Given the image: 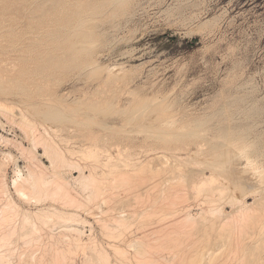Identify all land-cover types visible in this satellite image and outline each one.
Masks as SVG:
<instances>
[{
  "label": "rangeland",
  "instance_id": "obj_1",
  "mask_svg": "<svg viewBox=\"0 0 264 264\" xmlns=\"http://www.w3.org/2000/svg\"><path fill=\"white\" fill-rule=\"evenodd\" d=\"M125 2L119 4L106 0H0V84L10 88L7 95L0 93V101L11 104L15 114L12 118L15 120L11 121L0 111V167L1 171H5L3 173L6 175L5 179L13 199L19 203V207L29 208L33 212L43 207L35 204V201L21 200L11 186L16 175L14 173L19 172L24 177L28 165L22 158L19 147L15 145L20 143L27 149L31 147L30 150L38 157L35 158L37 163L45 166V169L42 168L44 178L54 176V167L48 154L43 152V146L37 144L33 151L30 139L33 129L20 122L19 111L35 123L36 133L43 134L54 145L71 151L74 158L81 162L77 164L81 165L80 169L84 175L87 176L91 171L88 167L91 164L86 162L99 160L100 163H92L98 165L94 171L98 172L96 174L99 176L94 175L98 179L105 176L106 184H111L109 187L113 188H109L107 195L101 197H105L106 202L98 200L102 201V208L97 207L100 205L98 202H95L94 206L87 205V208H93L100 214L95 215L90 210L87 214L85 209H77L76 212L79 213L72 218L75 224L73 229L77 227V230L68 231L67 234L77 237L79 229L82 233L79 237L86 241L87 245L85 250L78 249L76 245L73 247V243L71 246L60 245L59 249L66 252L61 264H150L148 262L151 259L153 262L155 259H162L158 253L159 249L155 248L158 245L155 243V177L144 178L143 181L140 179L143 183L139 184L142 187H138L141 189L138 191V188L134 187L137 184L131 186L125 180L121 182L116 173H130L139 167V164L150 159L152 162L149 161V164L155 168V156L169 157L172 151L162 147L163 143L158 136L163 131L186 128L183 125L188 122L190 123L185 126L191 127L197 120L209 137L219 138L224 132L242 136L255 149L252 159L255 157V161L264 163V0ZM79 13L85 16L86 33L89 35L92 32L85 38L84 46L81 44V31L76 28ZM78 32L79 34H76ZM77 42L79 45H76ZM95 68L98 70H93ZM95 71L96 73H93ZM137 100L141 105L143 100L145 105L141 108L135 107ZM95 105L103 109V112L113 109L114 113H105V118L101 116L104 119L92 117L90 109ZM60 107L64 115H67L61 120L53 121L44 115L55 111L62 113ZM80 107L88 113L82 112ZM78 108L81 110L76 111ZM134 108H137V112ZM123 109L124 115L121 113L124 112ZM128 110H131L130 113ZM106 114H109V117ZM101 119L103 122L105 120L107 125H101ZM179 147H187L189 156L184 154V150L176 149L173 152L179 154L184 163L190 166L205 161L202 159L213 158L207 153V146L202 145L203 150L192 143L179 144ZM85 165H88L87 168ZM201 165L204 166L200 164L197 168H201ZM62 167L61 175L69 181L73 192L82 197V184L74 179L78 178L79 169H70L67 166L69 170H66V166ZM132 167L135 168L131 169ZM101 173H104V176L102 174L103 177L99 178ZM114 175H118L120 180L118 177L116 180ZM151 179L152 183L149 181ZM119 181L124 188L120 187ZM124 181L127 187H134L138 192L133 193L134 197L130 195L131 189L127 191ZM227 181L225 179L226 183ZM263 183L261 185H264ZM235 188L240 192V187ZM119 189L124 191L119 192ZM114 190L119 192L118 196ZM234 192L236 195V190ZM124 193H128L127 196L123 195ZM251 198L253 197L246 200L250 203ZM125 199L131 200L123 203H132L129 204L130 207L123 205L125 210L130 209L128 213L143 212L138 217L136 213L133 214L131 220L134 218V222L123 221L126 223L121 224L117 222L119 219L113 217L117 218L118 209L122 210L123 206L117 210H114V207L122 205L117 201ZM104 204L109 209L105 208ZM100 209H103V212ZM99 215L105 217L104 224L108 226L102 227L98 223ZM127 222L132 223L130 225ZM55 231L54 233H57L58 228ZM142 237L145 238L140 239ZM128 238L130 239L126 240ZM133 239H146L145 243L148 244H144L143 248L148 251L138 247L146 254L138 253L137 246H133L136 245L133 244L136 240ZM14 244L1 246L0 264H42L43 261L47 264L45 260L48 258L49 262L51 259L49 256L44 260L40 258V252L43 253L46 249L41 245ZM34 252L36 259L29 256ZM21 254L27 256L22 258ZM146 260L149 261L146 263Z\"/></svg>",
  "mask_w": 264,
  "mask_h": 264
},
{
  "label": "bare ground",
  "instance_id": "obj_2",
  "mask_svg": "<svg viewBox=\"0 0 264 264\" xmlns=\"http://www.w3.org/2000/svg\"><path fill=\"white\" fill-rule=\"evenodd\" d=\"M106 1L110 3L117 2L119 4L126 3L125 2L126 0H106ZM84 17L85 16H81V14L79 13L77 14V18H76V22H77L76 28L79 29V31H81L80 32L81 33L80 35L82 36L81 44L83 46L85 45L84 43H86L85 38H88V36L92 33L91 31L89 35H88V32L86 33L85 28L87 26H85L86 24L84 23V20H85ZM76 34H79V32ZM72 42L76 43L75 40L74 41L72 40ZM77 43L78 44L76 45H79V42ZM72 45L70 44L71 47ZM74 49H76V47H74ZM95 67H97V65ZM96 69L97 68L93 70H96ZM93 73H96V71ZM9 91H10V88L7 85L0 84V93L7 95ZM142 102L144 103L143 100ZM24 103L26 104V102ZM56 103H57V100H56ZM138 103H135L136 104L135 107L137 108L138 107L141 108L145 105V103L144 104L142 103L143 106L140 103L139 104ZM65 104L66 103H64V105ZM69 105H72V104H69ZM77 105H76V108H77ZM73 106H75V104ZM49 108L50 107H48V109ZM84 108H88V106H85ZM84 108H81L82 110L78 108L76 109V111L81 110L82 112H87L86 109H85L86 111H84ZM140 108L138 110H140ZM45 109L47 110V108ZM59 109H61V107ZM62 110L63 109H61V111ZM90 110H91L92 117H101L105 113H109L110 111H113L112 109L109 112L106 110H104L105 112H103V109H101L97 105L92 106ZM0 111L2 115L4 114V116H7L6 118H10V120L15 116L13 112L14 111L13 106L7 102L0 101ZM118 111L119 110H117V113H119ZM123 111L124 112L121 111V113H123L122 115H124L125 109H123ZM128 111H126V114ZM192 111L193 110H191V112ZM135 112H137V110ZM112 113H114V111ZM19 115H20L19 116L20 122H23L24 124H26L27 128L29 126L30 128L34 130L35 123L31 122L26 117V115H24L20 111H19ZM44 115L46 116V118H49L53 121H59L65 116H67V115H64L63 111L62 113L58 111H55L53 113H47V114L44 113ZM127 115L129 116V114ZM80 116L84 117V120L86 119L85 116H82V115ZM87 116L89 117V115ZM69 117H73V116H69ZM103 117L105 118L106 116H103ZM107 117H109V114L107 115ZM74 119H76V117ZM12 120L14 121L15 119H12ZM195 122L196 124L191 127L185 126L190 123L188 122V124L185 123L183 125L186 128H183V126L181 125V128L183 129L179 128L178 130H172L173 129L172 128V129H168V131H165V132L164 131L161 133L159 132L160 134L158 133L159 134L158 136L163 143L162 147L172 152L170 153L169 157H167V155H162L159 157L158 155L157 157L155 156V160H156L155 162H157L155 163V168H153V166L149 164V161L151 160L150 159V160H147L148 162L144 161L147 163L143 162V164H139L140 166L137 168H135L136 167L135 166L134 167L135 169L132 167L131 169H134V170L133 171L131 170L130 173H127L125 171L118 172V173L115 172L116 174L119 175L121 180L119 179L118 175L117 176L114 175V177L116 176L115 177L116 180L118 177V179L121 182L125 180L131 186H134L137 184L136 186H134L136 188L140 187L139 184L143 183V182L141 183L140 179H142L143 181L144 178L155 177V181L153 180L155 182V185L153 184L155 186V243L158 244L157 247L155 248L159 249L158 253H160L159 255H161L160 257H162V259H160L159 256L155 255V257L157 256L160 261L158 259L157 260L155 259L154 262L155 264H264V185H261L264 182V163H259L258 161H255L256 160V159L254 160L255 157L252 159L255 149L253 148V145L246 142L242 136L233 135L228 132H224L225 134H223L219 138H213L212 136L209 137L210 135L208 136L204 132L203 125L197 120ZM194 123H191V124L193 125ZM101 125H107V122H105L104 120V122L102 121ZM175 128L177 129V127ZM33 130H32V133H30L31 134L30 139L33 145L32 149H34L35 146H37V144L38 145L40 144L43 146V149H44L43 152L45 154H48V156L50 157L49 158L50 163L54 167V176L53 178L49 177V179L44 178L45 175L43 174L45 173H43L42 171H44L43 169H45L44 168L45 166L44 167L42 165L40 166L37 163L38 161H36L35 158L37 159L38 157H36L34 155V152L30 150L31 147L27 149L23 147L22 145H20V143L18 145H15L16 147L17 146L19 147V150L21 151V154L23 155L21 156L24 159V161L25 160L27 161L28 165L26 168L27 174H25L24 177L19 172L14 173L16 175L12 179L11 186L16 192V194L20 198H22L21 200H26L28 202L35 201V204L39 206H43V207L41 208L39 207L38 210L35 212L29 210V208L27 209L26 207H19L18 205L19 203L17 204L16 200L13 199L14 197L11 194L10 186L6 182V179H5L6 175L3 173L5 171H1V167H0V248L3 245H8V244L11 245L13 243H15L14 244L15 246L17 245L16 243H20V245L21 244L27 245L28 243L30 244L33 243L35 245H41L42 247L46 248L43 251V253L40 252V255H41L40 258H43L42 260H44L45 258L49 256V259L51 257L50 259L51 262L50 261L48 262V258H47V260H45L47 264L48 263L49 264L50 263L51 264H61L62 259L65 258L64 256L66 252L61 251V248L59 249L60 245L70 244L71 246V244L73 243L74 244V245L72 244L73 247L76 245V247L80 250L83 248L85 250V247L87 245L86 241H84L83 239H81V237H79L82 234L81 232H79V229L77 231L78 233L77 237H73L75 235L71 236V234L68 235L69 233L67 234L68 231L75 230L76 232L77 230L76 229L77 227L73 229L74 227L73 225L75 224L73 223V220H72L73 216L74 215L77 216V214L79 213V212L78 213L76 212L77 209L79 210L80 208L81 209L83 208L86 210L85 212L87 214L90 211L95 213V215L96 213L97 215L100 214L98 211L95 212V210L91 207L94 206L95 202H98L99 199L104 202L105 197H103L102 199L101 197L107 193L106 191H109L108 190L109 188H112V187H109L111 184L110 185L106 184V181L104 180V177H105L104 173H101V177L99 178H102L104 176L102 179L105 181L104 182L105 184L102 183L103 181L102 179H98V177L94 175L98 173L94 171L98 165L92 164V163H100L99 160H96L94 162H86L88 164L89 163L91 164L89 166L87 165L91 169V171H89L88 175L86 176L83 174L82 169H80L82 168L80 167L81 165L77 164L81 162H79L78 160L74 158L71 151L66 150L62 146L54 145V143H52L51 140L45 138L43 134H40L38 132L37 134L36 133L37 130H34V131ZM29 132H31V130H29ZM26 133L28 134V132ZM190 143L194 144L200 150H203V148H201L202 145L207 146V153L213 156V158H211V160L207 158L208 161H206L207 159H202L205 161L201 163H197L195 161L199 165L204 164V166L201 165V168H197V166L200 167L197 164H195L194 165L195 167H194V166L188 165V163H184V160L181 159L180 155L179 154L177 155L176 153H174L173 150H176V149H179L182 151L184 150L185 151L184 154L185 155L188 154L189 156L187 147L186 148L179 147V144L187 145ZM33 151H35V149ZM140 154H143V153H140ZM191 157L194 158L193 155ZM195 159L196 158H194V160ZM61 166H63L62 168H64V166H66V168L67 166H69L70 169L71 167L79 169V173H78L79 176H77L78 178H74V179H76L77 181L79 180L82 184L81 185L82 187L80 188H82V191L85 193V194L82 193V197L80 196V194H79L80 196L79 197L77 193H74L73 189L69 187V181H67L64 178V176L61 175L60 170H63L61 169ZM68 168L66 170H69ZM96 175L99 176V174H96ZM225 179L228 180L227 183L225 182ZM233 180H236V182L234 183ZM125 181L123 182V184H125L126 185L125 187H127V183H125ZM149 181L152 183V179ZM149 181H148V184H149ZM148 184L147 186L151 187L149 186L151 184L149 185ZM120 185L119 186L121 188L122 187L124 188V186H122V183ZM117 186L115 187L117 188ZM233 186L235 187L237 186V188L240 187V192H237V190L239 189H236L235 187L233 188L237 192L236 195H235L234 190L232 189ZM129 187H127L128 189L127 188L126 189L127 191L131 189V193L130 192L129 193L133 197H134L133 193H138L136 190L138 191L141 190V189L139 190V188L135 190L134 187L133 189ZM115 191L116 190H114L113 192ZM122 191H124V189ZM122 191L120 190L119 192H122ZM116 192L115 194H117L118 196L119 192L118 191ZM112 193H110V196ZM125 194L126 193H124L123 195ZM249 197H253L251 198L252 202L250 203L246 200ZM128 200H131V199H128ZM128 200L125 199L123 201L122 200L117 201L119 202V204L121 202L122 205L114 207V210L115 209L117 210L118 207H122L123 205L129 206L130 202L129 204L123 203L124 201L128 203ZM102 201L98 202V204L100 203V205L97 204L98 206L97 205L96 206L102 208L101 206ZM134 203L135 202H133V204ZM136 203L138 205V202ZM46 204H49V205H46ZM88 204L89 205L92 204L91 207L88 206L91 209L87 208ZM104 205L106 206V204ZM124 206L122 210L120 208L118 209L119 213H118L117 218H114L115 216L113 217V219H117V220L119 219L118 221L116 220L117 222L123 223V221H133L134 218L131 220V218L133 217V214L136 213L138 217L143 212V211L135 212L136 210L134 209L135 213H133L132 211H130L132 213L130 212L128 213L127 211L129 208L125 210L124 208L126 207ZM105 208H107V206ZM100 210L101 212H103V209H100ZM105 210L106 209H104V211ZM107 211L109 210H106V212ZM95 215L93 214V216ZM135 216L136 215H134V217ZM96 217L98 218V216ZM97 220H98V223L102 225V227L108 226L104 224L106 223L105 217H101L99 215V218ZM127 223L131 225L132 222L131 223L127 222ZM121 224H119V226ZM49 228H50V232H49ZM57 228H58V232L54 233L55 229ZM61 228L63 230H61ZM82 232H84V230ZM129 233H134V232H129ZM130 238L126 240H129ZM143 238L145 237H142L140 239H143ZM133 240H136L133 243V244L136 243V245H133L134 247L137 246L136 248L140 246L142 249H144L143 245L146 244L147 246L148 244V243H145L146 239H144V241L138 240V239H133ZM20 245L19 247H21ZM49 248H51L53 251H50ZM38 249H39V246H38ZM78 249H75V250H78ZM142 249L141 250L139 248L137 249L139 254L143 253ZM144 250L148 251V249H144ZM17 251L18 250H16V252ZM20 251H23V250H20ZM156 253L157 252H155V254ZM6 255L7 257L9 256L8 254ZM11 255H13V253ZM23 256L26 257L27 255L26 256L22 255V258ZM29 256L33 258L37 257L35 252L34 254L30 253ZM33 260L31 259V261ZM149 260H146V263ZM41 261L39 262L41 263ZM154 262L151 259L148 263L154 264Z\"/></svg>",
  "mask_w": 264,
  "mask_h": 264
}]
</instances>
